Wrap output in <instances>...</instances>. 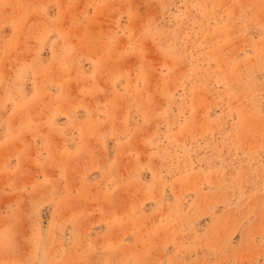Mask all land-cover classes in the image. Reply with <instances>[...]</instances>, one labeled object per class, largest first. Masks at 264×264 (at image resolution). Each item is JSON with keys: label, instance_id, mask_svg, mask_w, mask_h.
Returning <instances> with one entry per match:
<instances>
[{"label": "rangeland", "instance_id": "1", "mask_svg": "<svg viewBox=\"0 0 264 264\" xmlns=\"http://www.w3.org/2000/svg\"><path fill=\"white\" fill-rule=\"evenodd\" d=\"M0 264H264V0H0Z\"/></svg>", "mask_w": 264, "mask_h": 264}]
</instances>
